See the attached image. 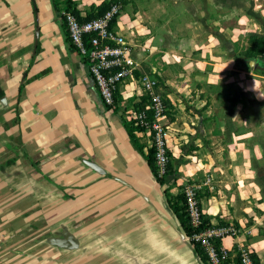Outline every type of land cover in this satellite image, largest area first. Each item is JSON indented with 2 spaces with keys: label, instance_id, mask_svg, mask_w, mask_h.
Wrapping results in <instances>:
<instances>
[{
  "label": "crops",
  "instance_id": "0c3cea01",
  "mask_svg": "<svg viewBox=\"0 0 264 264\" xmlns=\"http://www.w3.org/2000/svg\"><path fill=\"white\" fill-rule=\"evenodd\" d=\"M70 1L86 18L114 0ZM117 1L136 69L116 109L56 0H0V264H203L169 203L188 185L211 223L237 227L228 263L247 249L264 264V77L247 29L214 0ZM144 77L173 116L164 185L148 135L143 154L124 123Z\"/></svg>",
  "mask_w": 264,
  "mask_h": 264
},
{
  "label": "built area",
  "instance_id": "2783aa9c",
  "mask_svg": "<svg viewBox=\"0 0 264 264\" xmlns=\"http://www.w3.org/2000/svg\"><path fill=\"white\" fill-rule=\"evenodd\" d=\"M120 12L121 4L113 3L100 17L82 22L81 16L78 17L70 11H62L68 38L86 59L90 74L108 107H114V95L120 84L128 77H132L136 69L130 44L118 35L114 27ZM143 86L149 93V105L138 111L130 109L125 117L128 122H134L143 130L141 134L148 135L149 149H154L157 174L164 177L170 164L166 123L170 106L162 96L152 93L154 83L151 80L144 77ZM184 197L191 224L193 227H199L203 213L197 188L194 186L186 188ZM237 232L234 224L211 223V227L188 239L201 246L208 264H224L228 259V253L220 247V241L224 237L236 235ZM239 258L241 264H256L254 254L247 249H241Z\"/></svg>",
  "mask_w": 264,
  "mask_h": 264
},
{
  "label": "trees",
  "instance_id": "16d2710c",
  "mask_svg": "<svg viewBox=\"0 0 264 264\" xmlns=\"http://www.w3.org/2000/svg\"><path fill=\"white\" fill-rule=\"evenodd\" d=\"M56 1H57V4H59V7L63 8L64 11L73 12L79 17V13L76 11V9L74 8V5L71 3L70 0H67L64 3H59L58 2L59 0H56ZM113 3H120V2H118L117 0H114L110 3H103L96 8L97 13L94 12V14L89 15L86 18H80V20L83 22V21H88V20H92V19H95L97 17H100L109 9L111 4H113ZM65 27H66V32H67L66 22H65ZM67 35H68V32H67ZM250 43H251V45L248 49L247 57L248 58L256 57L257 52L262 54V56L264 57V39H262L261 37L252 36L250 38ZM149 102H150L149 97L146 96V97H144V99H142L140 102H138L134 105V109L137 111L142 110L149 105ZM119 103H120V101H119L118 93L116 92L114 95V106L116 107ZM116 109H117V107H116ZM168 116L170 117V120L173 121V116L170 112L168 113ZM124 123H125V127L128 131V134L130 136L132 143L135 145V147L141 153L144 154V147H143V145L140 144V142L137 138V135H136V134L141 133L143 130L139 126H136L134 122H128L126 120V118L124 119ZM169 157H170V161H171V153L170 152H169ZM146 160H147L151 170L153 171L154 175L158 179V182L161 185H164L165 184V178L171 172V165H170L171 163L169 164V170H168L167 175L160 178L157 175V167L155 164L154 149H152V148L149 149L148 153L146 154ZM200 198L201 197L198 194V200L199 201H200ZM169 203H170V207L172 208L174 214L176 215V217L178 218V220L181 224L182 231L184 232V234L187 238H192V236L194 234L202 232L205 229L211 227V219L205 217L204 215L202 216L201 225L199 227H193V225L191 224V221L189 219L188 213H187V205H186V200H185L184 194L183 195L180 194L175 198H169ZM222 225H224V223H222ZM191 244L193 245L195 253L198 256V258L201 260V262L204 264H208L207 258L205 256V253H204L203 249L201 248V246L198 243L191 242ZM254 260H255L256 264H260L258 258L255 255H254ZM224 264H229V263H228V261H226ZM235 264H241L239 257H238Z\"/></svg>",
  "mask_w": 264,
  "mask_h": 264
},
{
  "label": "rangeland",
  "instance_id": "374dc122",
  "mask_svg": "<svg viewBox=\"0 0 264 264\" xmlns=\"http://www.w3.org/2000/svg\"><path fill=\"white\" fill-rule=\"evenodd\" d=\"M214 1L217 4H224L230 8L231 10L230 14L227 17L228 25L237 26L236 28L237 30L247 29V40L249 43V47L251 45L250 38L252 36L261 37L262 39H264V0H214ZM238 18H241L242 21L239 22L237 20ZM230 35L235 36L236 31H234ZM245 45L246 44H243L244 47ZM253 58L250 59L257 61L260 64L259 66H257L258 70L256 71L261 72L260 76L264 77V68H263L264 57L262 56V54L257 52L256 57ZM170 163L172 168V160L170 161ZM188 187H190V185L186 186L180 194L183 195L186 188Z\"/></svg>",
  "mask_w": 264,
  "mask_h": 264
},
{
  "label": "water",
  "instance_id": "95a60500",
  "mask_svg": "<svg viewBox=\"0 0 264 264\" xmlns=\"http://www.w3.org/2000/svg\"><path fill=\"white\" fill-rule=\"evenodd\" d=\"M91 167H92L93 169H96V167H95L94 165H91Z\"/></svg>",
  "mask_w": 264,
  "mask_h": 264
}]
</instances>
